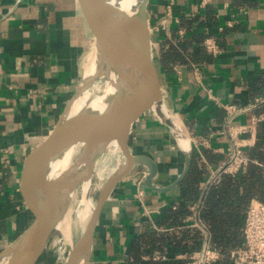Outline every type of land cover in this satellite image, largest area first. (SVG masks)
I'll list each match as a JSON object with an SVG mask.
<instances>
[{
	"label": "crops",
	"instance_id": "crops-1",
	"mask_svg": "<svg viewBox=\"0 0 264 264\" xmlns=\"http://www.w3.org/2000/svg\"><path fill=\"white\" fill-rule=\"evenodd\" d=\"M147 8L156 52L154 60L148 31L150 59L159 68L165 108L185 133L191 158L196 156L204 168L202 193L226 160L227 126L246 125L259 116L264 119L259 110L264 102V0H212L205 7L199 0H148ZM207 37L219 45L218 55L205 50ZM169 47L184 61L165 69L160 53ZM199 47L206 58L195 62L191 55ZM93 48L77 0H0V248L14 233L18 236L25 230L15 196V173L25 150L61 116ZM128 144L133 155L155 164L152 186L145 180L148 167L140 162L112 186L99 209L85 264H126L133 241L148 229L173 233L187 249H147L143 259H185L187 264L191 253L210 242L198 219L200 199L175 223L169 222L173 214L163 213L182 203V179L173 183L184 171V152L158 120L138 128ZM35 195L38 205L42 193ZM187 230L199 231L200 242L192 250L191 239L183 238Z\"/></svg>",
	"mask_w": 264,
	"mask_h": 264
},
{
	"label": "bare ground",
	"instance_id": "bare-ground-1",
	"mask_svg": "<svg viewBox=\"0 0 264 264\" xmlns=\"http://www.w3.org/2000/svg\"><path fill=\"white\" fill-rule=\"evenodd\" d=\"M97 2L98 0H94V4ZM144 2L145 0H123L122 14L114 23L112 15L110 19L112 47L116 54L113 57L122 67L124 73L129 75L136 74L139 65H144L146 61V34H148L149 28L142 16ZM94 51L90 66L84 72L75 96L65 109V118L96 117L98 121L109 127L122 129L128 125L131 111L120 88V74L108 63L102 62L99 53ZM100 73L108 78L109 83L105 85L102 94L90 96V79ZM113 143L120 146V150L126 158L124 164L111 174L102 187L100 201L107 198L112 188V181L128 170L132 157H135L130 152L128 144H118L116 141ZM111 144L112 141H109L102 146L93 147L81 143L51 152L47 150L39 152L36 177L32 178V183H36L33 191L37 193L40 190L42 193L38 207L40 211L44 208L45 224L48 228L61 230L66 228L70 217L69 204L78 183H81L79 204L82 206L78 219L83 221L85 218L90 219L92 215H95L98 206L92 204L89 198L91 174L97 159ZM77 148L80 155L71 162V156ZM22 242L23 238H20L2 252V254L12 253V259L8 264L20 262L23 253ZM89 248V233L85 228L83 235L77 241H70L69 256L64 264H85Z\"/></svg>",
	"mask_w": 264,
	"mask_h": 264
},
{
	"label": "water",
	"instance_id": "water-1",
	"mask_svg": "<svg viewBox=\"0 0 264 264\" xmlns=\"http://www.w3.org/2000/svg\"><path fill=\"white\" fill-rule=\"evenodd\" d=\"M77 1L92 33L95 50L99 53L101 61L108 63L120 74V88L131 111V117L128 125L122 129H117L105 125L98 121L96 117L67 119L63 111L56 123L45 134L34 141L32 145L26 148L15 173L17 207L25 222L23 253L18 264H43L47 253L49 235L52 230V228H48L45 224L44 208L41 211L39 210L32 185V178L36 169L35 155L39 151L47 150L51 152L69 145L81 143L93 147L102 146L109 141H116L118 144H128L130 136L138 128L145 127L149 123L158 120L169 129L185 155L184 171L175 180L173 185H176L184 177L190 166L191 153L189 142L179 122L165 108L159 68L155 61L150 59L148 34H146L145 64L139 65L136 74H126L113 57L116 54L112 47V33L109 28L113 9L107 5L105 0H98L96 4L90 3L89 0ZM146 4L147 0L143 4L142 16L143 21L148 25ZM99 76L105 75L100 73ZM130 162L128 170L121 174L119 178L113 180L111 187L136 162L144 163L148 167L145 180L152 186L150 180L157 172L155 164L149 158L141 155L132 157ZM160 177L163 178L164 176ZM102 203L103 201H100L99 197L96 205L98 209L95 215L91 216L86 227L89 233L90 245L97 215Z\"/></svg>",
	"mask_w": 264,
	"mask_h": 264
},
{
	"label": "trees",
	"instance_id": "trees-1",
	"mask_svg": "<svg viewBox=\"0 0 264 264\" xmlns=\"http://www.w3.org/2000/svg\"><path fill=\"white\" fill-rule=\"evenodd\" d=\"M186 49V45H182ZM195 62L206 58L205 51L199 47L191 55ZM184 61L173 47H169L160 53V63L167 68L170 63ZM264 91V90H263ZM259 110L264 113V102L259 104ZM250 161L234 176L222 173L217 182L209 184L201 193L200 181L204 174V168L198 162L196 156H192L189 169L179 182L182 203L175 210H164L173 214L169 222L175 223L178 218L190 213L189 205L201 200L198 209V219L204 224L209 233V242L213 249L219 252L220 257L212 264H237L229 257V252L243 245V226L245 213L252 199L264 202V119L256 127L255 143L244 149ZM167 217V219H169ZM159 224L163 222L158 221ZM193 244L190 250L198 246L200 242L199 231L187 230L184 232ZM183 247L181 239H177L173 233H157L148 229L143 235L135 239L130 250V259L126 264H186L185 259L154 260L143 259V253L147 249L163 250L167 247ZM189 250V251H190Z\"/></svg>",
	"mask_w": 264,
	"mask_h": 264
},
{
	"label": "rangeland",
	"instance_id": "rangeland-1",
	"mask_svg": "<svg viewBox=\"0 0 264 264\" xmlns=\"http://www.w3.org/2000/svg\"><path fill=\"white\" fill-rule=\"evenodd\" d=\"M105 1L107 5L113 9L112 18L114 20L113 21L114 23L117 20V18H119V16L122 14L121 9H122L123 0H105ZM147 5H148V0L146 4V10L148 14ZM147 23L150 31L151 42L153 45V57L154 60H156V52L154 49L155 39L152 33V27L149 22V15H148ZM94 50H95V46L85 56L83 62V71L80 77L78 78V81L75 86V90L68 95V98L65 101L64 112L67 105L71 102L72 98L75 96L79 83L81 82L84 76V72L89 68L91 64L93 55L95 54ZM90 82H91L89 87L90 96H96L103 93L105 85H108L109 80L107 77L105 78V76H99L98 74H96L94 75L93 78L90 79ZM111 145L105 148V150L101 153L95 165L93 166V170L91 174V187H90L91 191L89 192V198L92 204L94 205H97L100 197L101 189L105 185L107 179L116 169L121 167L125 162L126 157L123 156L120 150V146L113 143V141ZM129 150H130V146H129ZM79 155L80 152L79 149L77 148L71 156V162L75 161L79 157ZM80 198H81V183H78L75 187L74 195L69 204L70 207L69 222L64 230L58 228H53L51 230L47 244V253L43 264H64L65 260L69 256L70 241H77L83 235L84 230L87 227L88 221L90 219L85 218V220L83 221H80L78 219L79 211L82 209V206L79 204ZM23 233L18 236L14 233L13 235L14 237H11L10 239L4 241L2 247L0 248V264H8L11 261L13 256L12 253L6 252L5 254H2V252L8 249L13 242L19 240L20 238H23ZM23 245L24 244L22 242V246ZM22 252H23V248H22Z\"/></svg>",
	"mask_w": 264,
	"mask_h": 264
},
{
	"label": "built area",
	"instance_id": "built-area-1",
	"mask_svg": "<svg viewBox=\"0 0 264 264\" xmlns=\"http://www.w3.org/2000/svg\"><path fill=\"white\" fill-rule=\"evenodd\" d=\"M212 0H199L202 7L210 4ZM166 21L162 20L160 29L164 30ZM205 50L213 56L220 52V47L213 37H207L203 41ZM262 101V100H261ZM234 111L231 106L226 107ZM262 116L254 117L251 123L246 125H228L226 134L230 140V146L226 151V160L220 166L218 173L212 182H217L222 173L234 176L240 169L244 168L250 161L244 152V147L255 143V129ZM250 135L245 138L244 135ZM220 257L218 251L208 243L202 251L193 252L188 256L187 264H212ZM230 259L237 264H264V202L252 199L245 213L243 226V245L229 252Z\"/></svg>",
	"mask_w": 264,
	"mask_h": 264
}]
</instances>
